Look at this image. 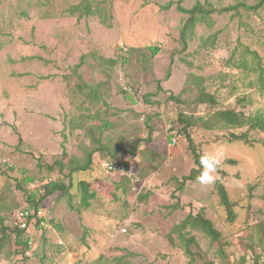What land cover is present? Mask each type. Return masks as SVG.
<instances>
[{"label":"rangeland","instance_id":"rangeland-1","mask_svg":"<svg viewBox=\"0 0 264 264\" xmlns=\"http://www.w3.org/2000/svg\"><path fill=\"white\" fill-rule=\"evenodd\" d=\"M81 1L0 0V221L16 226L17 211L30 206L26 178L55 173L66 190L42 203L48 226L32 231L39 240L33 264H67L70 256L81 264H189L184 242L169 235L199 210L223 233L226 255L202 232H193L200 245H193L199 253L196 264H254L264 250L263 133L250 132L251 145L224 138L247 127L206 129L196 122L189 129L202 154L222 148L223 182L237 212L234 223L214 185L189 181L177 192L180 208L168 206L177 201L172 197L177 179L195 167L180 114L193 120L220 109L264 113L258 74L231 62L240 58L244 45L264 64V9L220 12L257 0H91L104 9L108 26L98 14H72L70 8ZM198 1L216 9L215 24L199 25L196 39L182 51L185 15L177 6L190 8ZM169 2L170 9L161 8ZM215 34V42L200 48L202 37ZM122 47L129 48L125 57H120ZM150 47L159 50L154 54ZM192 74L216 95L217 105L197 101ZM121 79L133 88L130 97ZM243 96L252 102L241 108ZM99 146L105 148L96 151ZM116 149L133 179L100 168V160ZM92 150L93 166L74 173L71 186L69 172ZM57 161L62 169L50 170ZM79 179L90 180L96 193L88 208L82 205ZM145 193L149 196L141 201ZM123 226L127 231L119 233ZM15 237L8 232L4 238L0 264H20Z\"/></svg>","mask_w":264,"mask_h":264},{"label":"trees","instance_id":"trees-1","mask_svg":"<svg viewBox=\"0 0 264 264\" xmlns=\"http://www.w3.org/2000/svg\"><path fill=\"white\" fill-rule=\"evenodd\" d=\"M172 5L173 3L169 2L165 5H162L161 8L170 9ZM259 9H264V0H257L255 4H249L243 1L237 2L236 4L228 5L226 7L220 8V12L221 13L234 12L233 14H240L242 10L257 11ZM177 10L185 15V20L180 28L179 39L183 45L182 51H186L189 48L190 42L196 39L197 27L199 25H205L206 27L214 26L215 20L212 14L216 11V9L213 8L212 4L208 1L206 2L198 1L190 8L184 7L182 5H178ZM70 11L72 14L76 12H80V16L98 14L101 16L100 19L101 22L110 26L106 21L104 9H102V7L98 3L94 4L91 0H82L79 4L73 5L70 8ZM216 38H217L216 34L208 38L202 37L200 39L201 40L200 48H204V47L208 48L209 41L212 40L213 42H215ZM150 48L151 50H153L154 54H156L159 50L157 47H150ZM82 58H84V56H82ZM110 62L112 64H116L117 59L111 60ZM231 62L234 66L245 68L248 71L256 72L258 74V84L264 88V64L262 62L260 54L256 50H252L250 49V47L243 45L242 50L240 52V58L234 57L231 60ZM191 76L193 83H195L196 87H198L197 101L199 103H208L209 105H217L218 99L216 95L207 91L206 86L200 82L201 77H198L195 74H192ZM82 84H83L82 86H86L87 88H90L87 83L83 82ZM91 90L92 88L90 89V92ZM126 93L128 94L129 97L131 96L130 93L128 92ZM238 102H239L238 104H241V108H243L252 101L249 97L243 96L241 98H238ZM179 118L181 122L185 124L182 129V133L189 143V148L194 158L195 167H193L188 174L184 175L181 180L177 179L178 186L175 189V191L172 193V197L175 198L177 201L172 205L168 206L170 210L171 209L176 210L180 208L181 203L177 192H183L189 181H197L196 177L199 175L201 171L200 157L203 154L202 152H200L197 144L195 143L189 131L191 126H193L194 124H196V122H198L201 126L205 127L206 129H213L219 126L221 127L230 126L234 128L247 127L245 131L240 133L230 132L227 135H224L225 136L224 138L227 139L229 142L243 141L251 145L254 144L255 141L250 139V132L260 131L261 133L264 134V113L262 111H257L255 113H246L244 110L242 109L238 110L236 108L220 109L217 110L212 115H210L209 117L201 116L194 118L192 120V118L184 114H180ZM145 140L150 141L151 137H148ZM141 142L142 139L136 142L133 150L131 151L133 156L136 155V151L138 150ZM104 148H105L104 146H99L95 150L98 151ZM118 150L119 149H116L114 152H111L112 156H109L108 158H115L118 155L122 154V153H118ZM94 154L95 151L93 150L88 152L85 163L75 166L72 169V171L69 172L68 175L71 176V178H69L71 186L73 184L72 177L74 173L76 172L84 173L93 166ZM228 162L234 164L237 161L233 159H228ZM55 166L60 167V169H62V162L61 161L55 162L54 165L50 167V170H52ZM126 169L130 170V166L127 163H126ZM1 172L2 170H0V174ZM217 172L220 174V177L216 180V182L213 185L219 197V204L225 207L228 214V220L234 223L235 220L237 219L235 202L230 198L228 189L223 182L224 177L227 175V172L223 170L221 166ZM33 179L34 178H26L24 180V183H26L27 185V183ZM78 186L82 191V205L83 207L88 208L90 206L91 200L96 197V193L91 189V181L86 179H79ZM17 187L24 189L21 181H18ZM65 190L66 187L63 183L59 182L58 180L52 181L46 185L44 194H39L35 192H30V194H28L27 201L30 203V206H28V208L34 209L37 213L41 209L42 203L48 197L55 195L58 191H61V193H63ZM148 196L149 193H145L139 195V198L141 201H143L146 200ZM8 232H12L15 234L16 236L15 243L17 246L16 253L21 255L25 251L27 246L28 236L26 229L20 228L18 224H16V226L14 227L13 226L8 227L2 221H0V252L3 247L4 238L8 235ZM193 232H202L207 238L210 239L211 244L219 245L218 250H220L219 254L221 256L226 255L223 247L224 235L219 229H217L214 221L205 214L204 210H199L195 213L190 212L182 221H180L178 224H176L173 227L169 235V238H172L173 234H177L178 237L184 242L185 245L184 252L185 255L189 258V264H196L195 260L197 258V254H199L197 251L194 250L193 245H195L197 248H200V245ZM0 260H1V253H0ZM254 264H264V250L262 253L256 255Z\"/></svg>","mask_w":264,"mask_h":264},{"label":"built area","instance_id":"built-area-1","mask_svg":"<svg viewBox=\"0 0 264 264\" xmlns=\"http://www.w3.org/2000/svg\"><path fill=\"white\" fill-rule=\"evenodd\" d=\"M129 51V48L122 47L120 51V57H125ZM122 86L125 91L132 94L133 88L127 83L125 79H121ZM175 142V141H174ZM6 162V161H5ZM100 168L107 174L111 173H121L129 178L133 179L134 173L126 169V158L124 155L120 154L115 158H104L99 162ZM58 174H50L41 178L33 179L27 183V189L30 192H35L39 194L45 193V187L48 183L57 180ZM59 177V176H58ZM44 214L42 209L37 213L34 209L25 207L17 211L16 220L20 228L26 229L28 233L27 246L25 251L20 256V264H31V259L34 257L35 251L37 249V239L33 236L32 230L36 228L37 224L40 227H47L44 220ZM127 231L126 227H120L119 233H125ZM114 238L115 235H112ZM59 244H63V241H59ZM67 264H81L78 259L70 260Z\"/></svg>","mask_w":264,"mask_h":264},{"label":"clouds","instance_id":"clouds-1","mask_svg":"<svg viewBox=\"0 0 264 264\" xmlns=\"http://www.w3.org/2000/svg\"><path fill=\"white\" fill-rule=\"evenodd\" d=\"M222 157L223 151L222 148L219 147L215 151L205 152L203 155H201V171L196 177L199 184L209 186L216 182V173L221 166Z\"/></svg>","mask_w":264,"mask_h":264},{"label":"crops","instance_id":"crops-1","mask_svg":"<svg viewBox=\"0 0 264 264\" xmlns=\"http://www.w3.org/2000/svg\"><path fill=\"white\" fill-rule=\"evenodd\" d=\"M33 230H35V229H33ZM32 230V231H33ZM40 233H42V232H40ZM37 239V238H36ZM60 241V240H59ZM62 241V240H61ZM38 245H39V240L37 239V249H38ZM36 249V250H37ZM36 252V251H35ZM35 256V255H34ZM36 258L35 257H33L32 259H31V264H33V260H35ZM76 259H78V258H76ZM76 259H74V260H76ZM70 260H72V257L70 256V258H69V261ZM36 264V263H35ZM38 264V263H37Z\"/></svg>","mask_w":264,"mask_h":264}]
</instances>
